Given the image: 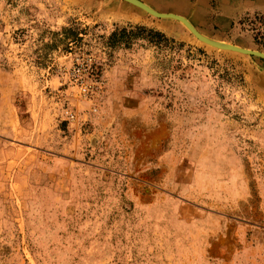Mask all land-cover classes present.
Segmentation results:
<instances>
[{"label": "rangeland", "instance_id": "rangeland-1", "mask_svg": "<svg viewBox=\"0 0 264 264\" xmlns=\"http://www.w3.org/2000/svg\"><path fill=\"white\" fill-rule=\"evenodd\" d=\"M214 1L140 2L264 53V0ZM0 32V264H264L263 60L123 0H0Z\"/></svg>", "mask_w": 264, "mask_h": 264}, {"label": "crops", "instance_id": "crops-1", "mask_svg": "<svg viewBox=\"0 0 264 264\" xmlns=\"http://www.w3.org/2000/svg\"><path fill=\"white\" fill-rule=\"evenodd\" d=\"M140 1L148 4L157 11L173 12L182 15L186 17L200 31V26L196 23V20L197 22H199L197 13L200 12V7H203L205 4L208 5V3L213 0H140ZM221 1L222 0H215L214 2H221ZM125 12H128L127 9H120V13L125 14ZM131 15L136 16V14L132 12Z\"/></svg>", "mask_w": 264, "mask_h": 264}, {"label": "water", "instance_id": "water-1", "mask_svg": "<svg viewBox=\"0 0 264 264\" xmlns=\"http://www.w3.org/2000/svg\"><path fill=\"white\" fill-rule=\"evenodd\" d=\"M126 1H129L130 3L136 5L137 7L145 9L148 13H151L158 18L169 17V18H174L182 22L189 29V31L193 34L194 37H196L199 41L209 45L212 48H215L220 51H225V52H230L234 54H240V55L247 56V57L257 58V59H261L264 61V53L260 51L243 49V48L230 45V44H220V43L211 41L208 38L203 37L187 22V20H185L182 17H178L176 15H171V14L166 15V14H159V13L153 12L148 7H146L144 4H142L141 2L137 0H126Z\"/></svg>", "mask_w": 264, "mask_h": 264}, {"label": "trees", "instance_id": "trees-1", "mask_svg": "<svg viewBox=\"0 0 264 264\" xmlns=\"http://www.w3.org/2000/svg\"><path fill=\"white\" fill-rule=\"evenodd\" d=\"M152 34L153 36H155L156 39H158L156 44H159V41L163 40V35L160 33H153L150 30H146L144 27H136L135 30H126V29H122L119 31H115L114 33H112L109 37V40L111 41V46H116L119 44H126L128 45L129 42L131 40L134 39H142V40H146L145 37H142L143 34Z\"/></svg>", "mask_w": 264, "mask_h": 264}, {"label": "built area", "instance_id": "built-area-1", "mask_svg": "<svg viewBox=\"0 0 264 264\" xmlns=\"http://www.w3.org/2000/svg\"><path fill=\"white\" fill-rule=\"evenodd\" d=\"M2 33L0 32V48L2 45ZM92 59L86 58L78 67L73 68L71 71L70 79L72 84L78 88L81 95L87 96L89 93V86L85 80L87 73L91 70Z\"/></svg>", "mask_w": 264, "mask_h": 264}, {"label": "bare ground", "instance_id": "bare-ground-1", "mask_svg": "<svg viewBox=\"0 0 264 264\" xmlns=\"http://www.w3.org/2000/svg\"><path fill=\"white\" fill-rule=\"evenodd\" d=\"M123 1H125V2H127L128 4H130V5H132V6H134V7H137L136 5H134V4H132V3H130L129 1H126V0H123ZM137 1H139V0H137ZM140 2V1H139ZM142 3V2H141ZM142 4H144V3H142ZM145 5V4H144ZM146 7H148L147 5H145ZM137 8H139L141 11H143V12H145V13H147V14H149L150 16H152V17H154V18H156V19H161V20H167V19H169V20H173V21H175V22H177V23H179V24H181L192 36H193V34L189 31V29L182 23V22H180V21H178V20H176V19H174V18H169V17H161V18H158V17H156V16H154L153 14H151V13H148L145 9H142V8H140V7H137ZM149 8V7H148ZM151 11H153V12H156V11H154V10H152L151 8H149ZM156 13H158V12H156ZM159 14H162V13H159ZM166 15H168V14H166ZM171 15H174V14H171ZM176 16H178V15H176ZM178 17H181V16H178ZM183 18V17H182ZM185 19V18H184ZM186 20V19H185ZM188 22V21H187ZM189 23V22H188ZM190 24V23H189ZM191 25V24H190ZM192 26V25H191ZM193 27V26H192ZM194 28V27H193ZM198 32V31H197ZM199 33V32H198ZM200 34V33H199ZM203 36V35H202ZM194 37V36H193ZM203 37H205V36H203ZM205 38H207V37H205ZM194 39L197 41V42H199V43H201V44H204V45H207V44H205V43H203V42H201V41H199L196 37H194ZM210 40V39H209ZM215 42V41H214ZM207 46H209V45H207ZM210 47V46H209ZM240 55V54H239Z\"/></svg>", "mask_w": 264, "mask_h": 264}]
</instances>
